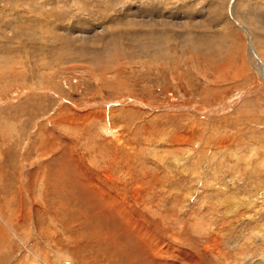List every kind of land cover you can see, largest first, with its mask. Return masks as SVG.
Instances as JSON below:
<instances>
[{
    "label": "rangeland",
    "instance_id": "374dc122",
    "mask_svg": "<svg viewBox=\"0 0 264 264\" xmlns=\"http://www.w3.org/2000/svg\"><path fill=\"white\" fill-rule=\"evenodd\" d=\"M0 213V264H264V0H0Z\"/></svg>",
    "mask_w": 264,
    "mask_h": 264
},
{
    "label": "bare ground",
    "instance_id": "6f19581e",
    "mask_svg": "<svg viewBox=\"0 0 264 264\" xmlns=\"http://www.w3.org/2000/svg\"><path fill=\"white\" fill-rule=\"evenodd\" d=\"M101 131V130H100ZM113 146V145H112ZM115 151V150H114ZM116 152V151H115ZM252 203V202H251ZM256 203V202H255ZM249 207H251V206H249ZM256 207V206H255ZM255 209V208H254ZM256 210H257V208H256ZM247 211V210H246ZM246 211H236L235 210V214L234 215H232V217H233V221L235 222V224L234 225H240V227H242L243 226V223H245V218H246V216L244 217V215L246 214ZM55 212V211H54ZM252 213V212H251ZM1 214V213H0ZM9 214V213H8ZM12 214V213H11ZM247 214H248V212H247ZM250 214V213H249ZM251 215V214H250ZM11 216V215H10ZM255 217V216H254ZM248 218V217H247ZM13 220V219H12ZM249 220H250V218H249ZM2 222H4V224L8 227V229H10L11 231H12V233L14 232V229H13V226L12 225H16V224H14L13 222H11V221H8V220H2ZM14 222H18V219L16 220V221H14ZM18 224V223H17ZM246 224V223H245ZM0 227H1V225H0ZM232 228V227H231ZM229 229V228H228ZM231 231H232V229H231ZM232 233V232H231ZM19 235V234H18ZM26 239V238H25ZM25 239H23V238H21V240L22 241H25ZM230 239V238H229ZM228 239V240H229ZM233 240V239H232ZM46 263H48V261H46Z\"/></svg>",
    "mask_w": 264,
    "mask_h": 264
}]
</instances>
